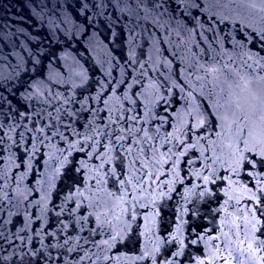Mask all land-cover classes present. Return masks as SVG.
<instances>
[{
    "label": "water",
    "instance_id": "obj_1",
    "mask_svg": "<svg viewBox=\"0 0 264 264\" xmlns=\"http://www.w3.org/2000/svg\"><path fill=\"white\" fill-rule=\"evenodd\" d=\"M153 2L0 0V167L9 197L0 208V255L39 250L24 256L23 264L114 263L117 240L107 247L95 245L116 235L119 223L112 220V230L97 228L89 213L100 209L85 203L73 212L82 198L69 197L86 185L94 188L101 178L106 189L116 192L117 178L127 177L130 155L125 150L132 148L138 94L160 14ZM58 123L67 139L45 138L43 146L39 137L34 139L35 129L51 124L46 137ZM129 130L132 134L126 135ZM75 132L92 136L91 146L82 141L69 147L80 140ZM25 149L34 153L30 160ZM105 149L110 151L97 159ZM21 160L27 168L15 167ZM65 239L68 245L60 247ZM77 241L80 246L69 252ZM85 253L90 258L80 262ZM105 255L111 259L97 260ZM18 260L16 255L5 264Z\"/></svg>",
    "mask_w": 264,
    "mask_h": 264
},
{
    "label": "snow or ice",
    "instance_id": "obj_2",
    "mask_svg": "<svg viewBox=\"0 0 264 264\" xmlns=\"http://www.w3.org/2000/svg\"><path fill=\"white\" fill-rule=\"evenodd\" d=\"M141 3H145L146 0H140ZM176 5V9L181 12L182 15L191 18L198 28L204 29V25L200 23V17H207L208 23L212 31H217L213 25H218L221 23H228L235 20L244 28L252 30V34L259 39L264 41V0H172ZM169 0H154L152 3V9L159 10L164 8ZM168 11L164 8V12L160 15H164ZM193 12L199 13V16H193ZM181 30H185L183 25H180ZM179 34V33H178ZM160 43H165L164 37L161 36L158 40ZM242 43V42H241ZM251 58V57H250ZM264 60V57H258L257 67L264 68V64H260L259 61ZM247 64V61H245ZM251 67V65H248ZM198 68L203 71V76H197V81L203 82L204 84L211 83L212 81L219 82L220 68L213 66L210 60L207 63L198 65ZM211 78V79H209ZM258 80L264 84V76L259 77ZM190 87L195 91V85L192 84ZM153 88L152 84H149L143 93L138 95H147L149 89ZM115 91V90H113ZM190 95V94H189ZM203 95V93H201ZM163 98L162 96L160 97ZM209 98L211 100L210 109L202 110L199 104H194L189 107L187 113L177 112L175 116L176 120V130L175 132H170L164 138V143L171 144L172 138L175 136L177 139L178 146L184 148V152L189 149H195L201 140L207 143L206 148H202L200 155L204 157L205 160L211 161V164H227L228 170L235 175L239 174L242 166L249 165L255 167L256 160L255 157L259 156L262 163H264V86H255L252 77L245 76L240 77L235 81L234 85L224 89L222 88L220 94H215L210 92ZM51 115V114H50ZM192 117L193 123L188 124L186 117ZM59 120V118H56ZM129 119H136V117H130ZM214 121V122H213ZM51 124H45L43 128L35 129L34 139L39 137V144L43 146L44 139L52 140L53 138L60 137L61 139H67L64 134L59 131V123L56 126V130L51 131L50 135L45 137V129H50ZM207 135H199L195 143H186L184 139L180 137L187 136L190 131L193 135L201 130H208ZM2 128V126H0ZM28 132H32L33 129H27ZM140 131V130H138ZM157 131H159L157 129ZM131 131L126 135H131ZM5 135H8L5 133ZM75 136H79L80 140L75 141L70 144L69 147L74 148L76 144L85 143L87 147L91 145L88 141H92V136L82 135L79 132L73 133ZM124 137H121L123 139ZM142 139L145 141L150 140L151 137L148 136L147 131L143 130ZM3 136H0V145L3 143ZM14 143V141H13ZM32 148L37 150V145L32 144ZM110 150L105 149L104 153H100L97 159L101 156H105ZM130 156L132 154V148L129 147L125 150ZM142 151V150H141ZM184 152L180 153V156L184 155ZM205 152L212 153L211 156H204ZM34 153L29 152L25 149V155L30 160ZM176 154L172 152L171 148L168 149L167 158H164L159 153V150H154L153 159L151 161L152 167L162 166L173 161V156ZM3 160V157H0ZM139 160V155L136 156L134 160L131 161L128 169V176L135 179L136 183L133 184V179H119L116 192L109 191L105 188V181L101 179H96L95 187L85 186V189H76V191L70 196V199L76 196L81 197V203L76 205L72 211H76L82 204L87 203L89 207L100 209L99 212H92L89 215L95 218L96 227L99 229H104L108 227L111 229L112 220L117 223L121 222V216L129 212L128 208L123 207L124 205H130L131 201H135L137 197L134 193L137 190L143 188V181L139 177L134 176L133 166ZM179 157H177V161ZM11 161V156L9 157ZM110 162V161H105ZM175 163V162H174ZM28 165L21 160L20 164L15 165L19 168ZM148 165H143L147 167ZM86 168L87 165L85 164ZM104 167L102 162L97 171ZM210 171H214L210 165H205ZM78 172L81 169L78 167L76 169ZM3 174L4 169L0 167V208H2L3 203L9 200L8 193L4 190L6 185L3 184ZM114 171L106 173V175H114ZM197 176L202 177V179L207 182L209 176H204L202 172H197ZM223 179L229 180L230 177H224ZM22 181V177L20 178ZM215 183V181H213ZM233 184L236 182L233 181ZM19 186V184H18ZM85 191H88L89 195L85 196ZM260 191L264 192V187L260 188ZM119 193V195H117ZM251 193L250 189H246L243 194L247 195ZM132 194V195H130ZM203 194V193H201ZM232 197H230L231 199ZM249 199L254 201L257 207L248 208L243 214L232 215L227 211L228 201H225L223 207L225 215L222 218L221 228L217 235L210 238L205 236H200L199 240H206L208 242V247L205 250V258L197 259L196 264H264V240H261L256 232L259 231L257 225L261 223L259 217L256 216L258 210L264 215V209H258L261 201L255 193L249 195ZM10 202V201H9ZM40 201H37L39 204ZM120 209V214H116V209ZM111 217V219H109ZM87 216L81 217L83 220H87ZM135 217L133 216V219ZM7 223V221H5ZM227 228V231H224ZM23 229H21L22 231ZM95 232V229L93 230ZM52 235V233H48ZM119 232L116 235H112L109 240H102L99 245H95L97 248L101 246L107 247L110 243L117 240ZM179 235V228L177 229V236ZM3 238V234L0 233V239ZM176 237H174L175 239ZM22 239V238H21ZM30 239V238H29ZM69 239L64 240V244L60 247L68 245ZM193 244L198 243L197 240L192 241ZM78 241L73 245L72 248H68L69 252L74 251L76 247H79ZM37 251L24 252L18 254L17 252L11 253L9 256L0 255V264H5V262L10 261L13 256L19 255L18 264H23L24 256H36ZM236 253V255H234ZM151 255V253H144L143 256L138 257V259H143L144 256ZM176 255V254H174ZM87 253L80 257V262L85 259H89ZM103 259L105 261L111 259L109 256H97V260Z\"/></svg>",
    "mask_w": 264,
    "mask_h": 264
}]
</instances>
